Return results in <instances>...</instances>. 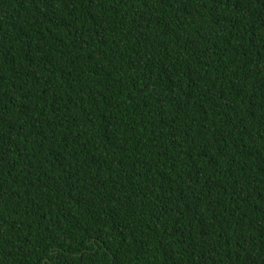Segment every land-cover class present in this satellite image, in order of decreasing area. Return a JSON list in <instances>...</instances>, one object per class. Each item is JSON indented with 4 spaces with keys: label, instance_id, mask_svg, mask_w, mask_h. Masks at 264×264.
<instances>
[{
    "label": "trees",
    "instance_id": "obj_1",
    "mask_svg": "<svg viewBox=\"0 0 264 264\" xmlns=\"http://www.w3.org/2000/svg\"><path fill=\"white\" fill-rule=\"evenodd\" d=\"M4 264H264V2L0 0Z\"/></svg>",
    "mask_w": 264,
    "mask_h": 264
},
{
    "label": "snow or ice",
    "instance_id": "obj_2",
    "mask_svg": "<svg viewBox=\"0 0 264 264\" xmlns=\"http://www.w3.org/2000/svg\"><path fill=\"white\" fill-rule=\"evenodd\" d=\"M261 2H264V0H261ZM0 264H4V257L2 255H0ZM253 264H255L254 261Z\"/></svg>",
    "mask_w": 264,
    "mask_h": 264
}]
</instances>
